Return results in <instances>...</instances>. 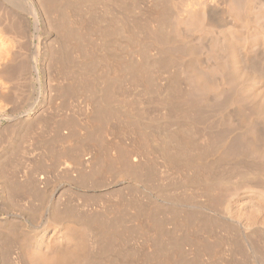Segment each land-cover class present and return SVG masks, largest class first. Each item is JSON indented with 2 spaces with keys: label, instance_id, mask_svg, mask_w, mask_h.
Instances as JSON below:
<instances>
[{
  "label": "bare ground",
  "instance_id": "6f19581e",
  "mask_svg": "<svg viewBox=\"0 0 264 264\" xmlns=\"http://www.w3.org/2000/svg\"><path fill=\"white\" fill-rule=\"evenodd\" d=\"M162 73L160 106H178L195 138L147 121L143 129L164 144L161 170L130 161L123 145L83 159L90 153L78 148L108 146L101 132L113 89L127 82L146 91ZM92 88L109 95L97 96L94 110ZM244 102L256 104V120L240 113ZM142 144L149 150L147 136ZM60 167L82 180L121 171L161 183L168 174L181 181L184 222L198 219L209 240L188 227L182 242L198 257L193 264H264V0H0V264H77L89 249L55 212L28 228L23 206L36 207L45 172ZM104 223L100 233L93 225L103 243L111 239Z\"/></svg>",
  "mask_w": 264,
  "mask_h": 264
},
{
  "label": "rangeland",
  "instance_id": "374dc122",
  "mask_svg": "<svg viewBox=\"0 0 264 264\" xmlns=\"http://www.w3.org/2000/svg\"><path fill=\"white\" fill-rule=\"evenodd\" d=\"M164 76L165 75L163 73L158 74L155 84L150 86L148 89H145L146 91H144L140 87L132 86L127 82L119 85V87H117L116 89H113V92H115H111V98L108 97V99H106V101L109 102V106H105L107 108L109 107L111 111L113 110L112 112H114L115 114L113 113L112 119H109L110 117L108 118V122H106L107 124L104 130L101 132L103 134L102 140H104L108 146L105 150H98V147L101 144L96 143L94 145V142H92V144L90 143L87 149L78 148L77 150H87V152L90 153L89 155H83V159H89L91 154H97L101 152L115 155L116 153L121 151L119 149L123 145L129 149L127 151L131 156L130 161L138 163L142 159L147 162V165L150 164L151 166L153 165V167L157 166L156 168H163L162 165H160V156L156 153V151L164 146L163 141L161 137L156 133L157 131L155 129H143L142 123L147 121H159L160 123H162L159 124V127L166 126L173 131L177 128L179 132L181 130V135L183 133H187L189 135L187 136V138L189 139L191 137V141L193 138H195L192 130L190 131L185 126H181L182 121L180 122V120H182V113L181 111H179L178 106L176 108L160 106V100L163 99V96L166 93L160 84ZM62 77L64 78V80ZM62 77L59 76V78H62L60 79V81H62L61 86H63V84L67 81V79H65V76ZM59 78H57V80ZM127 80L128 76L125 75L124 81ZM97 92L99 93L97 94ZM97 92L96 89L92 88V110L95 109L94 107H96V103L99 102L98 98L100 96L102 97V92H105L106 94L108 93L104 91V89L102 92L99 90ZM109 99H112V101ZM224 99L225 98L222 96H219L217 98V100ZM255 105L256 104L254 102H244L242 104L240 113L242 112L243 116L246 114V117L244 116L245 118H247L248 115H253L255 113V109H253ZM177 116L181 119H179ZM253 118L256 120L255 114L253 117H251V120ZM247 120L250 121V117L249 119L247 118ZM181 127L182 129H180ZM93 128H95L94 125ZM95 130L96 128L93 130V133H95ZM185 134L184 136L187 135ZM93 136L95 137L92 138L95 139L97 137V133H95ZM145 136H147L149 140V150H140L142 149V142L145 139ZM184 136L182 135V137ZM99 148L101 149V147ZM15 152H17L16 148L15 150H12V153ZM48 152L49 150H43V155L46 153L44 156V165L46 167H48V164L50 163V160L47 157ZM52 171L53 173H50L51 171L47 169V171L45 172V174H47L50 178L46 182L47 184L44 185L46 193L44 194L42 200L40 202H37L38 207H40L41 209L37 207L36 203V207L34 206V203L31 204V201H28L30 205L28 203V205H26L29 207L23 206L24 208L22 209L24 213H26V218H28L27 225L30 224L28 226L29 229L34 228V226L39 222H42L41 226H43L47 222V220L51 218L52 213L55 212L57 213V215L61 216L62 219L58 216L60 218L59 220H61V223L67 222L72 225L70 231L71 234H75L77 232L84 234L86 244L84 242L83 244L86 245V247H84L85 250H87V248L89 247V249L87 250L88 254L86 251V253H84L85 256L83 255V257H79L81 258L80 260L78 259L79 263L76 259L77 264H103L104 262L107 264H153L158 262L156 260L157 258L161 260L163 259V257L167 262L168 258L165 259V257H171L169 258L172 262H170V264H173L174 262V264H187V260L188 262H191L192 259L198 258L195 257V255L190 254L191 251L190 249H188V247H185L186 244L185 242H182V237H184L185 235L189 236L191 232L193 236L196 235L200 239H207L202 235L205 232L202 230L201 225L197 223L198 219H196V222L195 220H189L191 221V223L192 221H194L196 225H194V223H189V221L187 223L184 222V220L186 221V219H184V211L180 206L183 203L181 201L183 200V197L177 196V194H175L179 193V191L176 190L182 185H180V180V182L176 181L177 177H174L176 179L174 181L173 176H171L173 178L171 180L175 182L174 183L172 181L173 183H171L170 180H167V176H169L168 179H170V175L166 174L167 176L165 177L167 178H164L166 181L163 180V183L161 182V184L153 177L151 179L152 181L148 179L143 180L144 178L141 179L128 173L122 174L121 171L119 173H109V175L107 173L106 175L104 174L102 177H98L96 179L91 178V180L65 177L61 173V167L56 168ZM157 178L159 177L157 176ZM178 185L179 187H177ZM174 189L175 192L173 191ZM182 190L183 188L180 190V192ZM168 191H171L170 195H175L169 196L167 194L169 193ZM17 206H19V204L14 205L15 208ZM35 208L36 212L34 211ZM37 209H39L40 211H37ZM62 211L65 212L62 213ZM99 219H101V221ZM103 219L104 221L102 222ZM98 220L102 223L106 221L108 222L106 223L109 225L106 224V226L105 223L104 225L105 227H108L106 228L108 229L107 233H109L110 231L109 234L111 236V242H108L110 241L108 239L107 241H105V243H103L104 240L101 241L99 240V236L97 239V234L96 236L94 235V232L96 230L93 229V225H95ZM94 221L96 223H93ZM31 223H33V225ZM40 223L38 224V227L40 226ZM102 223H97V225H95L97 226L95 228L99 229L97 230V232L99 233L101 227L98 228V226H100L99 224ZM188 223L190 224V226ZM199 225L201 228L199 227ZM188 227H190L189 229L194 227V229L197 230H195V234L193 233L194 230L192 229L193 231H190L188 230ZM89 229H93V235L90 234L89 231L91 230ZM198 230H200V232ZM160 235L163 236L160 237ZM164 237L165 239H167H164L163 241ZM172 239L174 241H172ZM98 240L99 242H102V245H105L106 242H108L111 247L113 246V244L115 245L113 246V248H111L107 243V246L103 245L104 248L102 249L101 242L98 244ZM160 241L162 244L163 242H167L165 245H168L167 248H171V252L167 251L169 249L165 248L166 246H161L162 244L160 245ZM168 242H172V244L176 242L179 244H177L174 249L175 244H168ZM181 244L184 246L183 248ZM159 245L161 248L159 247ZM170 245H172V247H170ZM106 247H109L112 250L110 251L109 248L105 249ZM185 248L188 249L189 252ZM97 249H100L99 251L102 253H100ZM163 249H165L166 252L164 253L166 255L162 252ZM192 249L193 248H191V250ZM195 249L192 250V253L195 251ZM104 251L106 252V255L104 254L105 256L103 255ZM159 251L162 252L161 254L165 256L160 255ZM168 252L171 256L168 255ZM197 252L198 250L196 251V253ZM156 253L160 255V258L158 254V257L154 256L156 255ZM187 253L190 257L192 255L193 258L191 257V260L190 257L187 256ZM198 253L199 256L200 251ZM226 258L227 256L224 257L225 260ZM193 262L194 261L188 264H193Z\"/></svg>",
  "mask_w": 264,
  "mask_h": 264
}]
</instances>
